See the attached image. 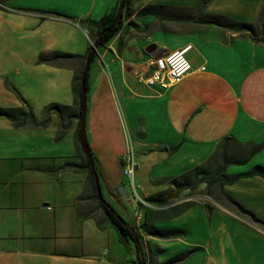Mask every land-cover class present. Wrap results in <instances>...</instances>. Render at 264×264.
Listing matches in <instances>:
<instances>
[{"label":"crops","instance_id":"obj_1","mask_svg":"<svg viewBox=\"0 0 264 264\" xmlns=\"http://www.w3.org/2000/svg\"><path fill=\"white\" fill-rule=\"evenodd\" d=\"M117 1L0 0V107L37 121L0 117V264H264V226L227 199L264 221V0H127L96 44L91 21ZM92 44L87 141L102 196L141 250L105 216L76 143L73 77ZM188 45L194 70L178 82L138 79L151 56ZM53 52L74 57L38 61ZM130 146L133 180L120 161Z\"/></svg>","mask_w":264,"mask_h":264},{"label":"trees","instance_id":"obj_2","mask_svg":"<svg viewBox=\"0 0 264 264\" xmlns=\"http://www.w3.org/2000/svg\"><path fill=\"white\" fill-rule=\"evenodd\" d=\"M120 0L117 1L115 7L113 8V10L108 13L105 14L103 17H101L98 21H91L93 24H95L98 27V31H97V36H96V44L99 43H105L107 42L118 30L121 24V20L122 17L117 21L116 17H117V11H118V6H119ZM127 0H124V5H126ZM152 8L151 6H144L142 7L137 14H149L152 13ZM264 19V10L261 13L260 17H259V21L261 22ZM205 21L208 22H214V23H218L220 25H225V26H230L236 30H248L251 33H254V25L252 23L249 22H235V21H231L229 19H227L226 17L223 16H218V15H210L208 17H206ZM94 44H92L86 55H85V59H86V65L85 68H83L79 74H75V76L73 77V84H72V91L74 94V98H75V102L78 104V117H81V109H82V96H83V91H85L86 94V90H87V71L89 68V64L90 62L93 60V58L96 56V51L94 49ZM74 57V55L70 54V53H64V52H53V53H43L39 55L38 61L39 62H50L55 58H63V59H67V58H71ZM51 108L53 109H57L58 111H64V107H62V105H53L51 106ZM0 117H7L11 120H20V124L25 123V122H29L32 124H37V121L35 119L34 114L32 113V111L30 110H24L21 107L18 108H4V107H0ZM46 122V120H45ZM76 143H77V147L82 151V148L79 144V128L76 131ZM92 159H93V165H94V169L97 172V159L94 157V155L92 154ZM85 166L88 169V173H89V181L92 184L93 190H94V197L97 199V202L99 204V206L101 207L102 211L104 212L105 216L107 217V219L109 220V222L111 223L112 226L115 227V229L118 231L121 240L124 243H129L131 240L135 242V246L137 247L136 244V240L139 241L138 239V235L136 233V230L133 226H131L129 223H127L124 219H122L114 210V208L106 201V202H101L98 199V194L96 191V185H95V180L93 177V172L94 169L91 167V164L89 162V160L85 157ZM258 170V169H257ZM214 179L218 180V176L215 177ZM86 196L85 195H81L80 199H84ZM227 199L234 205L237 206V208H239V210L241 211L242 214H245V216H247L253 223H256L258 225L264 226V221L260 220L259 218L255 217L252 213L244 210L243 208H241L236 202H234L230 197H227ZM135 235V236H134ZM140 245L141 242L139 241ZM138 255L141 256L143 255V252L140 251L138 252ZM183 255H179L177 257H175L173 259V261H177L182 259ZM138 264H145V259L140 258L138 260Z\"/></svg>","mask_w":264,"mask_h":264},{"label":"built area","instance_id":"obj_3","mask_svg":"<svg viewBox=\"0 0 264 264\" xmlns=\"http://www.w3.org/2000/svg\"><path fill=\"white\" fill-rule=\"evenodd\" d=\"M189 48L190 45L170 53L151 56L148 61L149 69L147 74H138V79L148 86H160L163 89L169 88L194 70L186 55ZM199 70H204V66L199 67ZM120 161L123 175L133 180L138 163L132 146L121 156Z\"/></svg>","mask_w":264,"mask_h":264},{"label":"water","instance_id":"obj_4","mask_svg":"<svg viewBox=\"0 0 264 264\" xmlns=\"http://www.w3.org/2000/svg\"><path fill=\"white\" fill-rule=\"evenodd\" d=\"M123 8H124V0H120L119 6H118V11H117V17L116 20L118 21L122 17L123 13ZM148 52H154L155 46H150L146 49ZM85 120H86V94L85 91H83V96H82V109H81V117H80V127H79V144L82 148V151L85 155V157L89 160L91 167L94 169L93 165V159L91 155V150L87 141V136H86V129H85ZM93 177L95 180V185H96V191L98 194V199L101 202H106V200L103 198L101 189L99 186V180H98V174L94 169L93 172ZM136 244L139 250H141V245L138 240H136Z\"/></svg>","mask_w":264,"mask_h":264},{"label":"rangeland","instance_id":"obj_5","mask_svg":"<svg viewBox=\"0 0 264 264\" xmlns=\"http://www.w3.org/2000/svg\"><path fill=\"white\" fill-rule=\"evenodd\" d=\"M97 47H98V45H97ZM95 50H96V48H94ZM104 198V197H103Z\"/></svg>","mask_w":264,"mask_h":264}]
</instances>
